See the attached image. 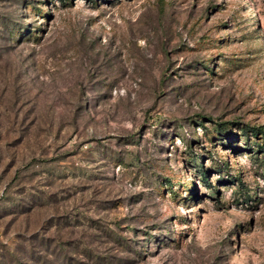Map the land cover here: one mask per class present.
Listing matches in <instances>:
<instances>
[{"label":"rangeland","instance_id":"1","mask_svg":"<svg viewBox=\"0 0 264 264\" xmlns=\"http://www.w3.org/2000/svg\"><path fill=\"white\" fill-rule=\"evenodd\" d=\"M0 264H264V0H0Z\"/></svg>","mask_w":264,"mask_h":264},{"label":"trees","instance_id":"2","mask_svg":"<svg viewBox=\"0 0 264 264\" xmlns=\"http://www.w3.org/2000/svg\"><path fill=\"white\" fill-rule=\"evenodd\" d=\"M253 134H256V135H258L259 134V132H255V133H253ZM169 183V182H168Z\"/></svg>","mask_w":264,"mask_h":264}]
</instances>
